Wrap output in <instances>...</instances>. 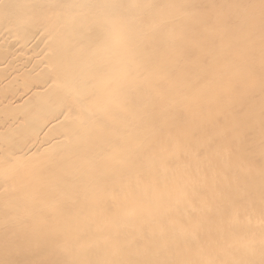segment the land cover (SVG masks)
Instances as JSON below:
<instances>
[{
    "label": "bare ground",
    "instance_id": "obj_1",
    "mask_svg": "<svg viewBox=\"0 0 264 264\" xmlns=\"http://www.w3.org/2000/svg\"><path fill=\"white\" fill-rule=\"evenodd\" d=\"M0 243L264 264V0H0Z\"/></svg>",
    "mask_w": 264,
    "mask_h": 264
},
{
    "label": "rangeland",
    "instance_id": "obj_2",
    "mask_svg": "<svg viewBox=\"0 0 264 264\" xmlns=\"http://www.w3.org/2000/svg\"><path fill=\"white\" fill-rule=\"evenodd\" d=\"M19 236L16 238L17 240H21V239H24V237H23V234H22V232H20V234H18ZM9 238H5V239H3V241L5 242V243H8L9 242V240H8ZM12 239V238H11ZM15 242V241H14ZM0 244H2V243H0ZM57 244H59V242H58V240H56V241H53V242H51V244H50V246H53L54 248L56 247V245ZM3 245V247H5V248H7L9 251H10V246H8V245H4V244H2ZM2 245H0V246H2ZM7 250V251H8ZM37 256H38V254L36 253L35 255H34V259H32V260H30L28 263H32V264H37L38 263V258H37ZM49 257V256H48ZM10 259H11V257H10ZM25 262H27V261H25Z\"/></svg>",
    "mask_w": 264,
    "mask_h": 264
}]
</instances>
